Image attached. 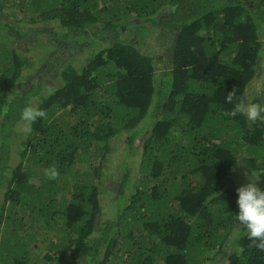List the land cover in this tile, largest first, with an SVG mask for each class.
Segmentation results:
<instances>
[{
    "label": "trees",
    "instance_id": "1",
    "mask_svg": "<svg viewBox=\"0 0 264 264\" xmlns=\"http://www.w3.org/2000/svg\"><path fill=\"white\" fill-rule=\"evenodd\" d=\"M29 1L39 17L15 24L104 34L137 20L173 42L158 72L155 56L115 40L79 70L62 67L61 85L43 95L37 85L18 89L29 65L15 48L23 35L0 23V36L10 35L0 38V264H39L30 230L40 222L53 233L44 256L52 264H206L227 249L223 264H264L238 228V188L229 185L240 161L264 177V122L226 101L234 88L245 99L259 74L264 84V0ZM29 103L47 117L22 121ZM122 135L126 152L142 143L139 171L124 162L116 213L100 222ZM53 165L58 180L45 175Z\"/></svg>",
    "mask_w": 264,
    "mask_h": 264
},
{
    "label": "rangeland",
    "instance_id": "2",
    "mask_svg": "<svg viewBox=\"0 0 264 264\" xmlns=\"http://www.w3.org/2000/svg\"><path fill=\"white\" fill-rule=\"evenodd\" d=\"M4 8H1L0 23L14 25L19 29L23 37L15 38V48L22 54L24 59H28V68L24 70L23 81L19 84V90H31L34 85L43 89L42 94L50 88L61 85L59 76L62 67L74 66L77 70L83 67L87 61L99 50L108 47L113 41L120 40L129 43H136L146 53L155 56L158 72L162 71L168 65L170 58L173 36L164 31L161 27H154L151 24H141L137 20H131L124 23V26L114 31L102 33L98 26H91L84 31L76 33L62 27L59 22H17L15 19H21L25 15L29 18L39 17L40 12L37 6H34L29 0H1ZM163 9V13L170 11ZM161 10L157 14L159 16ZM0 30H8L1 29ZM5 31H0L3 33ZM1 39L10 38V35H1ZM31 60V61H30ZM262 72H264V59L262 61ZM262 79L257 77L248 87L245 96L246 101L255 102L260 95V85ZM33 84V85H32ZM264 85V84H263ZM262 98V96H261ZM264 103V100H262ZM35 105V104H34ZM25 126V125H24ZM24 130V128H22ZM126 137L115 139L112 142L113 154L110 157L109 165L106 170V187L102 193L103 212L99 216V221L103 222L108 217H113L116 213L115 201L117 199V190L123 177L122 168L125 161L133 163L134 172L139 171L142 150L140 141L136 142L132 152L126 150ZM18 158H15L17 160ZM232 179L230 186L239 188L249 182V177L257 180V186L264 190V177L259 172L252 171L246 167L243 161L231 171ZM132 191L128 189V193ZM43 223L35 224L30 230L36 232L35 237L37 248L33 253V261L39 264H52V261H46L44 257L49 253L47 244L53 233L42 230L39 227ZM242 226L239 225L240 229ZM231 253L227 249L226 253L216 257L206 264H223V256ZM54 261L53 264H56ZM84 264V263H83Z\"/></svg>",
    "mask_w": 264,
    "mask_h": 264
},
{
    "label": "clouds",
    "instance_id": "3",
    "mask_svg": "<svg viewBox=\"0 0 264 264\" xmlns=\"http://www.w3.org/2000/svg\"><path fill=\"white\" fill-rule=\"evenodd\" d=\"M238 89L228 92L226 101L233 103L234 112L243 114L251 122L260 120L264 122V105L246 101L242 96H237ZM46 111L34 107L30 103L21 112V120L31 125L38 119L46 118ZM45 175L50 180H58L60 173L55 165L46 169ZM239 212L235 219L246 230L251 246L264 251V190L257 186V180L249 177V182L237 189ZM219 196L218 193H216Z\"/></svg>",
    "mask_w": 264,
    "mask_h": 264
},
{
    "label": "flooded vegetation",
    "instance_id": "4",
    "mask_svg": "<svg viewBox=\"0 0 264 264\" xmlns=\"http://www.w3.org/2000/svg\"><path fill=\"white\" fill-rule=\"evenodd\" d=\"M259 76H260V78H261V74L258 75V78H259ZM263 77H264V75H262V78H263ZM262 86H263V87H262ZM262 86L260 85V91H259V92H260V95H259V97H258V98L261 99V101L264 100V91H263V92L261 91V87H262L263 90H264V85H262ZM261 96H262V98H261Z\"/></svg>",
    "mask_w": 264,
    "mask_h": 264
}]
</instances>
